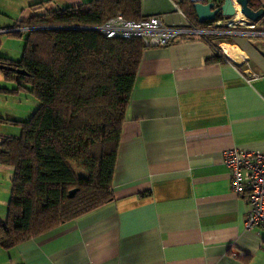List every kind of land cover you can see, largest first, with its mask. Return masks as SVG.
<instances>
[{"label": "crops", "instance_id": "obj_1", "mask_svg": "<svg viewBox=\"0 0 264 264\" xmlns=\"http://www.w3.org/2000/svg\"><path fill=\"white\" fill-rule=\"evenodd\" d=\"M91 1L0 0V30ZM254 1L264 8V0ZM192 7L188 0H141V15L210 30L206 36L235 51L237 63L214 59L211 43L190 31L147 46L122 125L113 199L11 249L0 245V264H264V231L246 227L248 200L233 191L223 158L231 148L264 151V37L245 28L221 36V18L199 23ZM18 32L0 31L14 37H1V56L22 57L28 30ZM7 82L0 74V85L16 88Z\"/></svg>", "mask_w": 264, "mask_h": 264}, {"label": "trees", "instance_id": "obj_2", "mask_svg": "<svg viewBox=\"0 0 264 264\" xmlns=\"http://www.w3.org/2000/svg\"><path fill=\"white\" fill-rule=\"evenodd\" d=\"M250 5L260 8L254 0ZM118 13L142 19L141 0H93L35 14L18 23L35 27L28 30L22 57L0 55L5 80L16 83L13 90L0 86V92L26 91L39 102L28 119H7L22 124L20 137L0 138V164L13 168L8 217L0 220L4 249L113 199L122 125L147 47L140 38H109L95 29ZM257 23H264V15ZM203 38L214 47V59L225 60L212 36ZM72 189L77 191L69 197Z\"/></svg>", "mask_w": 264, "mask_h": 264}, {"label": "built area", "instance_id": "obj_3", "mask_svg": "<svg viewBox=\"0 0 264 264\" xmlns=\"http://www.w3.org/2000/svg\"><path fill=\"white\" fill-rule=\"evenodd\" d=\"M194 2H206L209 0H188ZM217 26H224L227 30H219L218 34H228L229 30L245 28L248 33L264 37V29L257 22L245 18L239 22L235 17L221 18L216 21ZM247 27V28H246ZM22 29H35V27L14 28L0 30L1 32H18ZM109 38H140L146 46H165L173 42L181 33L190 31L201 37L211 33L210 30H202L196 26L183 29L165 25L157 16L133 20L126 18L122 13L109 18L104 24L95 27ZM218 55L228 59L219 47ZM224 163L231 175V186L234 192L245 196L249 204V212L246 219V227L258 228L264 231V151H244L238 148L225 150Z\"/></svg>", "mask_w": 264, "mask_h": 264}, {"label": "rangeland", "instance_id": "obj_4", "mask_svg": "<svg viewBox=\"0 0 264 264\" xmlns=\"http://www.w3.org/2000/svg\"><path fill=\"white\" fill-rule=\"evenodd\" d=\"M220 35L222 36L225 34ZM5 36L8 38L9 35H1V37ZM9 37L11 39L14 38L11 36ZM235 54L236 52L234 51L232 56ZM0 74L3 75L1 71ZM10 83L11 82H7L6 84ZM0 86L6 87L5 85ZM25 93L26 91H21L20 94H13L5 90L0 92V117L4 119L3 121H0V138L3 136H21L23 131L22 124L19 122H11L7 119L20 121L29 113V109L35 105L37 102L36 98L33 95H27ZM9 173H11V167L0 165V218H3V220L8 217V201L11 193V178ZM6 199L7 202L3 201Z\"/></svg>", "mask_w": 264, "mask_h": 264}, {"label": "water", "instance_id": "obj_5", "mask_svg": "<svg viewBox=\"0 0 264 264\" xmlns=\"http://www.w3.org/2000/svg\"><path fill=\"white\" fill-rule=\"evenodd\" d=\"M235 4L240 6L241 12L251 21L257 22L264 15V8H252L250 0H210L207 2H194L193 8L199 23H205L208 21H216L219 18L235 17L237 14ZM222 52L231 62L234 64L237 63V60L228 51L222 50ZM9 68L15 70L18 74H26L25 69L12 66ZM76 191L77 189H72L69 192V197L74 196Z\"/></svg>", "mask_w": 264, "mask_h": 264}, {"label": "bare ground", "instance_id": "obj_6", "mask_svg": "<svg viewBox=\"0 0 264 264\" xmlns=\"http://www.w3.org/2000/svg\"><path fill=\"white\" fill-rule=\"evenodd\" d=\"M236 5V4H235ZM240 12H241V9H240ZM241 14L244 16V14L241 12ZM236 16H237V14H236ZM236 20V19H235ZM236 21H239V22H243V21H245V16H244V18H242V20H236Z\"/></svg>", "mask_w": 264, "mask_h": 264}]
</instances>
